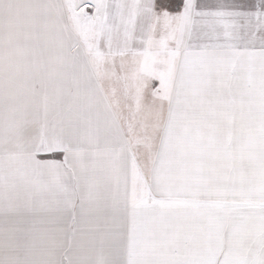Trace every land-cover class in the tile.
Returning a JSON list of instances; mask_svg holds the SVG:
<instances>
[{
	"label": "snow or ice",
	"instance_id": "obj_1",
	"mask_svg": "<svg viewBox=\"0 0 264 264\" xmlns=\"http://www.w3.org/2000/svg\"><path fill=\"white\" fill-rule=\"evenodd\" d=\"M0 264H264V0H0Z\"/></svg>",
	"mask_w": 264,
	"mask_h": 264
}]
</instances>
